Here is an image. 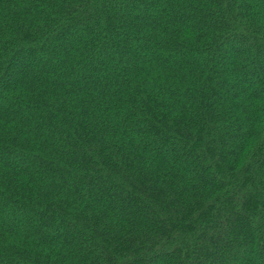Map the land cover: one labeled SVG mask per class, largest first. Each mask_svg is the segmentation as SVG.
<instances>
[{
  "label": "trees",
  "instance_id": "1",
  "mask_svg": "<svg viewBox=\"0 0 264 264\" xmlns=\"http://www.w3.org/2000/svg\"><path fill=\"white\" fill-rule=\"evenodd\" d=\"M0 264H264V0H0Z\"/></svg>",
  "mask_w": 264,
  "mask_h": 264
}]
</instances>
